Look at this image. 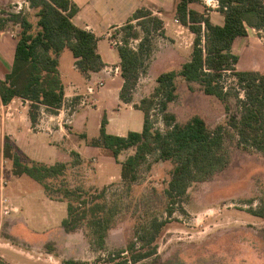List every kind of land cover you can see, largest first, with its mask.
<instances>
[{
  "label": "rangeland",
  "instance_id": "1",
  "mask_svg": "<svg viewBox=\"0 0 264 264\" xmlns=\"http://www.w3.org/2000/svg\"><path fill=\"white\" fill-rule=\"evenodd\" d=\"M18 11L26 15L33 25L32 32H36V11ZM17 12L11 5L6 10L0 8L2 18ZM6 26V29L18 34V25L8 22ZM249 33L255 40L259 38V46L264 50V31L255 33L249 29ZM119 39L115 41L119 42ZM111 43L116 47L114 41ZM169 43L171 41L165 37L155 39L152 55L146 60V71L132 93L131 102L118 101L114 89L101 97V89L95 86L98 77L91 86L95 90L93 94L83 87L77 90L80 95L64 96L63 103L71 107L68 118L62 117L66 133L71 132L73 114L95 105L97 101V109L87 111L86 131L91 139L83 137L84 133H72L69 139L63 137L61 144L65 157L52 153L36 141L22 124H14L12 130H18L16 145L23 161L30 165L32 162L66 165L62 175L45 180L52 196L64 197L65 201L49 199L41 184L29 176H15L11 160L1 156L3 145L0 144L3 181H8L4 195L19 209L18 214H12L11 220L4 222L0 231V254L3 256L0 258L7 264H120L123 257L109 261V254L125 249L137 233L143 236L154 220H166L154 242L146 247H156V253L137 263L127 264H264V216L254 214H264V150L239 146L235 132L228 126V118L238 113L234 97L222 102L204 94L198 83L186 82L181 77L175 79L176 98L169 104L168 112L176 124L182 126L193 116H199L208 128H223V142L215 153L214 164L197 174L185 195L177 200L174 205L176 211L170 217L165 212L168 203L165 190L175 166L174 160L164 161L158 158L157 153L149 154L139 166L136 180L129 182L121 178V167L124 160L134 154L133 148L122 151L115 159L109 150L89 143L98 136L103 116L111 118L108 131L113 135L141 131L144 114L137 108L140 100L153 93L158 75L178 71L182 62L190 56L187 55L189 50L191 53L192 44L189 47L184 36L181 40L184 51L181 53L162 50L161 47ZM101 45L102 51L107 50L105 40ZM130 46L136 47V41H131ZM238 47L236 43V54ZM254 59L250 60L252 64ZM241 61L237 65L238 70H241ZM255 66L259 68L258 64ZM115 67L116 64L111 65V74L115 73ZM258 70L264 72L262 68ZM59 71L67 87H70L67 93L73 90V84L81 85L80 81L73 79L78 72L68 49L61 53ZM16 102L20 104L19 100ZM31 106L35 105L26 104L28 112L33 109ZM13 110L16 111V108L7 111L12 114ZM34 111L36 124L41 117L39 105ZM58 114L57 110H48L50 117ZM160 115L157 107H152L150 120L153 128L164 132L167 128ZM4 118L6 123L12 121L13 115H9V119L6 115ZM51 122H57V119ZM39 132L44 133L43 130ZM6 141L14 145L9 138ZM73 144L80 152L71 149ZM66 189L74 193L66 194ZM81 200L87 201V204L80 205ZM66 201L77 206L78 212L82 208L87 210L86 218L68 234L62 229V220L67 216ZM0 214L2 216L1 207ZM96 217L101 223L105 220L109 222L102 246L95 242L96 234L93 233L95 227L92 220L97 221ZM18 220L34 233L23 234L15 226L20 224ZM134 241L137 247L145 246L147 237L146 240Z\"/></svg>",
  "mask_w": 264,
  "mask_h": 264
},
{
  "label": "trees",
  "instance_id": "2",
  "mask_svg": "<svg viewBox=\"0 0 264 264\" xmlns=\"http://www.w3.org/2000/svg\"><path fill=\"white\" fill-rule=\"evenodd\" d=\"M196 1L176 0L175 16L194 36L191 53L178 71L158 75L153 93L140 100L137 108L144 114L142 130L130 131L125 136L108 134L105 128L107 119L103 116L98 137L89 141L91 146L109 150L115 159L122 151L134 149V154L128 156L121 167V178L129 182L136 180L138 168L149 154L157 153L158 158L164 161L174 160L175 166L165 190L168 199L165 212L169 217L176 211L174 205L185 195L197 174L214 164L215 153L223 142V128L210 129L199 116H193L182 126L176 124L168 106L176 98L177 77L198 83L204 94L222 102L234 97L238 113L228 118V126L235 132L239 146L264 150V72L238 70L239 56L233 49L235 40L247 36L249 28L258 33L264 31V0H218L217 10L223 15L222 25L213 24L207 16L190 8V4ZM27 2L36 11L38 29L34 33L32 23L22 12L11 13L7 18H2L0 14V31L6 28L8 22L20 27L11 71L0 79V99L3 104H9L14 98H20L35 106L57 110L64 99V85L58 69L59 56L64 49L71 52L75 68L85 77L100 71L105 64L97 52V37L72 23L77 7L70 0ZM157 37H165L164 23L146 7L138 8L127 23L111 32L109 40L115 42L123 79L119 99L124 103L131 102ZM118 39L119 42L115 41ZM131 41H136V47L130 46ZM35 106H31L33 109L28 112L31 124L36 122ZM154 106L167 128L164 132L153 128L150 110ZM7 139L4 138L5 141ZM3 153L6 159L11 160L15 176L33 178L41 184L49 198L65 201L64 197H53L45 182L48 178L62 175L65 164L32 162L30 165L21 159L19 149L8 141L3 144ZM65 193L74 192L66 189ZM79 203L86 205L87 201ZM66 204L67 216L62 220V227L65 232L71 233L86 218L87 210L82 208L78 212L79 208L73 203L66 201ZM254 214L264 216L263 213ZM99 219L92 220V225L95 227V242L102 246L109 222L102 220L101 223ZM165 224L166 220H154L143 236L137 233L134 237L139 241L147 237L145 246L137 247L132 239L125 249L109 254V261L123 257L120 264L137 263L154 255L156 247H146H150ZM0 264L7 263L0 258Z\"/></svg>",
  "mask_w": 264,
  "mask_h": 264
},
{
  "label": "crops",
  "instance_id": "3",
  "mask_svg": "<svg viewBox=\"0 0 264 264\" xmlns=\"http://www.w3.org/2000/svg\"><path fill=\"white\" fill-rule=\"evenodd\" d=\"M70 1L77 7L76 14L71 18L72 23L81 29H85V30L92 32L97 37L98 39L97 52L100 54L105 65L100 71L89 73L88 77H85L82 74H80L74 66L75 70L78 73L75 76H73V79L78 80V82L80 81L82 86L73 84L75 87L72 85L73 87H71V89L73 90L72 91L70 90L71 91L70 93H67V89L70 87H67L60 73V76H61V79L64 85L65 98L71 97L74 95H80L77 90L82 89L83 87H84L83 89L85 90V88L88 89L89 87L93 86L95 83L93 80L97 77H98L97 81L102 80L103 82V86L99 88L101 89V92H100L101 97L107 96L108 93L112 92L113 89L117 91V95L119 97V91L123 84V79L121 77V71H119L120 70V66H119L120 60H119V56H118L116 48L112 46L113 44L111 43L108 37H109V34H111V32L114 29L121 27L122 25L127 23L130 17L132 16V14L140 7H146L147 9H150L154 14H156L162 19L164 23L165 38L171 41L169 45L166 44L164 47H161L162 50L168 49V50L175 51V53L177 52L181 53V51H184V48L181 45L182 36L185 37V40L188 43L189 47L193 42V38H194L193 34L187 29V27H184L183 25H181L177 17L175 16L176 0H70ZM10 5L13 6V8H16V12L18 10H25V11L33 10L29 7V3L27 2V0H0L1 9L6 10L7 8H10ZM190 8L207 16L213 24L222 25L223 23V15L219 11H217V9L210 10L208 13L205 12L206 7L203 3V0H197L195 3L190 4ZM17 13H19V11ZM249 29L247 32V36L239 37L235 40L233 44V49H234L235 44L238 43L239 47L237 48V54L239 55V61L237 65H240V61L243 59L241 61L242 63L240 66L241 67L240 69L242 71H245V70L259 71L258 69H261V68L264 69V63H263L264 50L259 46V42H258L259 38L258 40H255L250 37ZM251 30H253L255 33H258L254 29H251ZM16 36L17 35L14 34L13 30H10V29L5 28L3 31H0V79H4V77L11 71L12 62L14 58ZM104 40L106 41L107 43L106 47L108 48L107 50L102 51L101 44ZM189 54H190V50L188 51L187 55L189 56ZM60 56H59V64H60ZM188 59L189 57L185 59L182 63L186 62ZM251 59L255 60L253 64L250 61ZM259 60H261V63H258ZM74 62H75V59H74ZM112 64L113 65L116 64L114 74H111L110 72ZM255 64L256 65L258 64L259 68L255 66ZM117 79H120L121 81L117 82ZM139 83H140V80L138 81V84L136 87H138ZM106 85H109V86H107L106 88ZM111 86H113L114 88H110ZM16 101H18V98L13 99V101L10 104L5 106V109H10V108L15 109L16 108V111L13 110L14 112L12 114L9 113V111L7 110H6L7 112L4 114V116L6 115V118H8L9 115H13L12 121H7L5 123L4 116L3 118L0 117V135H1L0 144L1 145H3L2 143L4 141V138L8 137L9 140L14 142L13 143L14 146L17 147L16 134L18 130L17 129L12 130L16 122L25 126L27 133H31L36 141L41 143L44 147L50 149L52 153L58 156L65 157L63 145L61 144L63 137H65L66 139H69L72 133L73 134L74 133H84L86 139H91L88 136V133L86 131L87 130L86 129L87 120H88L87 111H91L92 109H97L96 107L97 101H95V105H92L91 107H88L87 109H83L80 112H75L73 114L71 118V122H70V125H71L70 133H66L65 126L60 127L58 124H56V122H51L52 120L57 119V117L55 116L51 118L52 120L46 121L45 127L48 129V131H44V133L42 134H40V132H35L32 130L33 124H30L26 104L23 103L21 105L20 104L18 105ZM118 101H120L119 98H118ZM106 119H107V124L105 127L106 132L108 134H111L108 131V126L110 125L111 118L106 117ZM99 126H100V123H99ZM128 132L130 131H127V133ZM126 134L119 133L115 135L125 136ZM73 146L74 147H72L71 149H74V151H76L78 148L74 144ZM2 177H4V173ZM4 182H5L4 187L2 191H0V204H1L2 199L6 200L5 202L6 206L9 209H11V211L6 216H3V215L1 216L0 214V231L2 230L1 228L4 222H6L7 220H11L12 214L19 213L18 207L12 205L10 200L4 195L5 189L8 185L7 179ZM18 221L20 222V224L18 223L15 226L19 228V230L23 234L34 233L31 230H29L26 224H24L21 220H18ZM0 257H3V256L0 254Z\"/></svg>",
  "mask_w": 264,
  "mask_h": 264
},
{
  "label": "built area",
  "instance_id": "4",
  "mask_svg": "<svg viewBox=\"0 0 264 264\" xmlns=\"http://www.w3.org/2000/svg\"><path fill=\"white\" fill-rule=\"evenodd\" d=\"M203 3L205 5V7H206V10H205L206 13H208L210 10L218 9V7H219L218 0H203ZM95 86H96V88H101L103 86L102 80L98 81V83L95 84ZM94 91L95 90L92 87L88 88V93L89 94H93ZM18 100L20 101V105L23 104V103H25V104L30 103L29 101L22 100L20 98H18ZM66 101L68 103L71 102V100H66ZM6 105H8V104H3L1 99H0V117L1 118H3L4 114L7 112L6 110H9V109H5ZM70 109H71L70 105H66L65 103H62L61 107L59 109H57L59 114L56 116L57 119H58L56 124H58L60 127H64V121L62 119L64 118V116H66L68 118V113L70 112ZM39 113H40L41 117L39 118L38 122L35 124L34 128H32V130L34 131V130L38 129V130H36L37 132H39L41 130L48 131V129L45 127V123H46V121L52 120L51 119L52 117H50L48 115V109L45 106H43V105H39ZM1 156H2V158L4 157V153H3L2 149H1ZM2 169H3V164L0 161V191H2V189L4 187V184H5V182L3 181V177H2V175H3ZM5 202H6V200L2 199L1 200V204H0L1 212H2L3 216L8 215L9 212L11 211V209H9L6 206Z\"/></svg>",
  "mask_w": 264,
  "mask_h": 264
}]
</instances>
